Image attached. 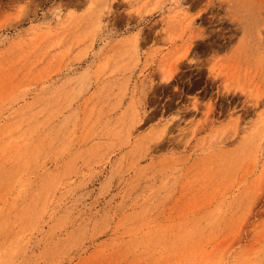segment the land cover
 <instances>
[{"label": "rangeland", "instance_id": "1", "mask_svg": "<svg viewBox=\"0 0 264 264\" xmlns=\"http://www.w3.org/2000/svg\"><path fill=\"white\" fill-rule=\"evenodd\" d=\"M26 145L59 176L0 177V264H264V0H0Z\"/></svg>", "mask_w": 264, "mask_h": 264}, {"label": "bare ground", "instance_id": "2", "mask_svg": "<svg viewBox=\"0 0 264 264\" xmlns=\"http://www.w3.org/2000/svg\"><path fill=\"white\" fill-rule=\"evenodd\" d=\"M33 132H31L30 137L33 138ZM41 134V133H40ZM26 135V134H25ZM34 139V148L39 146L38 143L36 144V139ZM27 140V139H26ZM33 143V142H32ZM44 143V141H42ZM74 143V142H73ZM25 145V144H24ZM22 146L21 152L19 153V157L17 160L11 162V165L2 164L0 163V177L6 178L7 176H10L12 179L17 180L19 182V185H24V178L23 176H40L41 180V187H46L47 189L57 180L54 179L55 176H59L53 171H50L49 169H44V162H40L39 160L41 158H36L37 155L35 153V150H33V154H30L27 150V145ZM43 154V153H42ZM9 164V163H8ZM56 169V168H55ZM43 170L41 174L35 175L37 171ZM60 174V173H59ZM26 178V177H25ZM54 179V180H53ZM17 183V182H16ZM27 184V183H26ZM16 185V184H15ZM33 185V184H32ZM16 187V186H15ZM14 187V188H15ZM30 187V186H29ZM29 187H27V191H29ZM32 187V186H31ZM26 191V192H27ZM24 190L23 188L19 191L18 196L23 194ZM12 194V193H11ZM29 194V193H28ZM10 198V197H9ZM29 198V197H28ZM18 201V200H17ZM16 201V202H17ZM25 201V200H24ZM30 202V201H29ZM4 203V202H3ZM3 205V204H2ZM7 206V205H6ZM5 206V207H6ZM19 206V205H18ZM16 207V206H15ZM6 209V208H5ZM2 211L0 210V217H2ZM55 218V217H54ZM43 221V220H42ZM215 248L207 249L203 252V258L209 263V264H228L227 261H225L224 256H221L220 258L215 257ZM2 257V256H1Z\"/></svg>", "mask_w": 264, "mask_h": 264}, {"label": "clouds", "instance_id": "3", "mask_svg": "<svg viewBox=\"0 0 264 264\" xmlns=\"http://www.w3.org/2000/svg\"><path fill=\"white\" fill-rule=\"evenodd\" d=\"M135 10V9H134ZM52 13V16L55 18V20L57 21V23L56 24H59V23H61V20H60V17H59V15L57 14V12L56 11H52L51 12ZM103 24L102 23H100V22H98L97 23V25H96V31H102L103 30ZM134 40H135V38H133Z\"/></svg>", "mask_w": 264, "mask_h": 264}]
</instances>
